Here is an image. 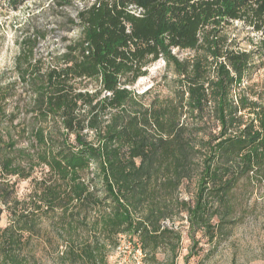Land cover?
I'll return each mask as SVG.
<instances>
[{
	"label": "trees",
	"instance_id": "16d2710c",
	"mask_svg": "<svg viewBox=\"0 0 264 264\" xmlns=\"http://www.w3.org/2000/svg\"><path fill=\"white\" fill-rule=\"evenodd\" d=\"M83 1L78 38L45 58L46 33L27 32L15 81L0 84V264L50 249L61 264H109L125 244L144 264H178L184 218L188 263L197 236L218 245L264 185V90L249 85L264 68V0ZM159 61L166 95L132 90Z\"/></svg>",
	"mask_w": 264,
	"mask_h": 264
},
{
	"label": "rangeland",
	"instance_id": "374dc122",
	"mask_svg": "<svg viewBox=\"0 0 264 264\" xmlns=\"http://www.w3.org/2000/svg\"><path fill=\"white\" fill-rule=\"evenodd\" d=\"M85 3L83 0H73L70 6H62L54 0H32L16 12L7 9L5 4L0 6V84L4 86L15 81V60L19 56V41L27 32L39 29L46 33V38L39 48L45 58L49 57L50 52L63 50V39H77L79 34L72 29L70 20L76 18L77 12L84 8ZM232 34L235 35L236 32L232 31ZM245 36L239 35L240 46L242 49H250ZM189 55L188 52H179L180 58ZM166 74L164 62L159 61L152 65L147 76L139 79L131 89L140 95L150 89H153V95H166L168 90L163 82ZM168 75L171 77L170 72ZM249 85L255 92L264 90V68L252 76ZM94 89L95 85L90 84L89 90ZM21 92L20 89L19 94ZM40 171L38 177L41 176ZM17 190L19 197L23 198L31 190L30 182H20ZM183 197L189 199L187 193H183ZM243 203L240 218H237L236 223L229 228V234L222 237L218 245L211 246L201 235L197 236V239L201 240V250L188 263L185 262V256L191 246L188 223L185 218L178 222L176 225L183 233L178 264H264V185L249 189L243 197ZM8 222L9 216L5 213L1 226L6 227ZM57 257L58 251L50 249L42 254L41 258L38 257L40 260L34 264H61ZM143 258V253L138 249L125 244L116 255L109 257V264H144ZM162 258L161 256L160 259Z\"/></svg>",
	"mask_w": 264,
	"mask_h": 264
},
{
	"label": "built area",
	"instance_id": "2783aa9c",
	"mask_svg": "<svg viewBox=\"0 0 264 264\" xmlns=\"http://www.w3.org/2000/svg\"><path fill=\"white\" fill-rule=\"evenodd\" d=\"M137 14H140V11L139 12H137ZM139 250V249H138ZM139 252H141L142 253V251L141 250H139Z\"/></svg>",
	"mask_w": 264,
	"mask_h": 264
}]
</instances>
